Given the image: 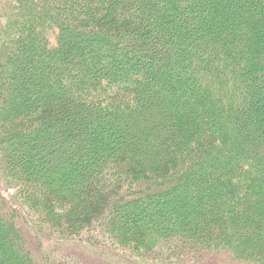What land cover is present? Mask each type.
Wrapping results in <instances>:
<instances>
[{
    "label": "trees",
    "instance_id": "1",
    "mask_svg": "<svg viewBox=\"0 0 264 264\" xmlns=\"http://www.w3.org/2000/svg\"><path fill=\"white\" fill-rule=\"evenodd\" d=\"M114 251L264 264V0H0V264Z\"/></svg>",
    "mask_w": 264,
    "mask_h": 264
},
{
    "label": "rangeland",
    "instance_id": "2",
    "mask_svg": "<svg viewBox=\"0 0 264 264\" xmlns=\"http://www.w3.org/2000/svg\"><path fill=\"white\" fill-rule=\"evenodd\" d=\"M113 247L118 250V248L115 247L114 245H113ZM105 248H107V247H102V246L98 247V249H105ZM71 250L76 251L78 254L82 253L80 250H78L76 248H71ZM82 251H83V249H82ZM114 252H118V253H116L117 255L112 256V254L109 253L106 256V257H108L107 259H111V262H109V260H108V262H106L105 259H103L99 256H96V255H93L92 252L90 253V255H87V253H86L82 259L87 264H133L132 262H129L126 258L123 257V255H126L123 252H121V251H114ZM204 264H233V263L226 256L216 255L215 257H213L211 259L210 263H208V261H207Z\"/></svg>",
    "mask_w": 264,
    "mask_h": 264
}]
</instances>
